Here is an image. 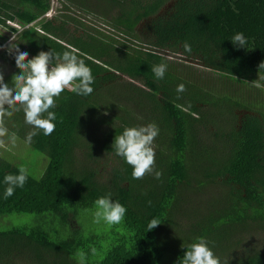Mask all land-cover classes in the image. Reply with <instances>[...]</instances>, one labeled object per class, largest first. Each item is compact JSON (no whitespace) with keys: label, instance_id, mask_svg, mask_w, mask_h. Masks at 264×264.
I'll return each mask as SVG.
<instances>
[{"label":"trees","instance_id":"trees-1","mask_svg":"<svg viewBox=\"0 0 264 264\" xmlns=\"http://www.w3.org/2000/svg\"><path fill=\"white\" fill-rule=\"evenodd\" d=\"M50 8L0 0V45L28 58L74 50L94 92L82 97L71 85L54 109L55 131L30 143L23 112L0 120V181L21 167L28 175L7 199L0 183V264H180L199 237L221 264H264V111L220 94L239 91L188 63L264 88V0H59L48 17ZM237 32L245 49L231 42ZM14 56L0 54L14 69L3 77L9 86ZM160 63L163 80L151 71ZM149 123L159 127L161 175L133 179L111 146L123 128ZM108 194L127 209L119 225L93 222L95 199Z\"/></svg>","mask_w":264,"mask_h":264},{"label":"clouds","instance_id":"clouds-1","mask_svg":"<svg viewBox=\"0 0 264 264\" xmlns=\"http://www.w3.org/2000/svg\"><path fill=\"white\" fill-rule=\"evenodd\" d=\"M231 42L238 48H246L248 40L242 32L235 33ZM184 51L191 53V45L185 42ZM14 61L19 72L14 74V83L9 86L0 74V120L11 116L13 112H23L24 122L32 129L26 141L31 142L38 134L50 136L56 129L57 101L61 94L72 87L77 95L90 96L94 92L95 77L91 68L81 59L74 50H65L62 53L39 51L29 57L26 50L16 47ZM27 58V59H26ZM53 64L55 65L53 67ZM168 65L160 63L151 69L157 80H163ZM176 92H185V85L178 84ZM7 105L8 107H5ZM159 135V127L155 123L139 126H128L115 136L111 146L113 154L131 167V177L142 179L146 174L155 171V151L153 143ZM161 173L155 171V178ZM28 180L24 168H19L16 174L6 173L0 183L6 185L3 198L11 197L17 188H23ZM95 212L93 222L106 225H119L125 218L127 209L119 201L112 199L111 194L99 196L94 201ZM158 223L151 220L148 228L153 229ZM180 264H221L220 258L213 251L210 242L204 237L197 238L185 249L180 258Z\"/></svg>","mask_w":264,"mask_h":264},{"label":"rangeland","instance_id":"rangeland-1","mask_svg":"<svg viewBox=\"0 0 264 264\" xmlns=\"http://www.w3.org/2000/svg\"><path fill=\"white\" fill-rule=\"evenodd\" d=\"M58 1L59 0H51V8L47 12L46 16L49 17L55 13L56 5H57ZM72 13L76 14L75 11H73ZM84 19H85V21L90 22L92 25H94L95 27H98L99 29L102 28V29H105L106 31L114 33L109 28H104L103 25L101 24V22H99L97 20V17L94 15H89L88 17H84ZM14 25L17 26V24H14ZM0 31L7 33L6 30L2 29L1 27H0ZM122 40H124V39H122ZM4 50H7V51L9 50L13 54H15L14 48L8 47L7 42L0 45V54ZM173 59H176V61H180V57L178 55H175ZM188 63L193 65L195 67V69L200 70L203 75H207L209 77L214 76L219 81V83H222L221 85L231 86L233 88H236L235 90L239 91V92L236 91V92H232V93L228 92V91L227 92L221 91L220 94H225V95L228 94V95L234 96L235 100H238L240 104L242 103L243 105H248V107L251 110H262V111H264V92H263L264 88H262L260 86V83L257 80H255V82H253V83L252 82L249 83L252 85L246 86L244 84H240L239 82H235L229 78H225V76H219L218 73L212 71L209 68H207L206 70L203 71L202 69L199 68V67H201L200 65L195 64V61L193 63H192V61H189ZM13 70L14 69L11 65H8L7 63H5L3 60L0 59V74H2L3 77H8L13 72ZM256 78H258V77H256ZM70 87H71V85L69 86V88ZM259 101H261V102H259ZM241 111L242 112H246V111L248 112L247 108H246V110L245 109L240 110L238 108L236 109L237 113H240ZM14 113H16V112H14ZM10 118H13V116L11 115V116L5 117L3 120L5 122V121H8ZM21 119L23 120L22 126L24 128L25 127L30 128V126H28L24 122L23 114L21 115ZM0 125H3V124H0ZM3 127H4V125H3ZM0 226H2V224H0Z\"/></svg>","mask_w":264,"mask_h":264}]
</instances>
